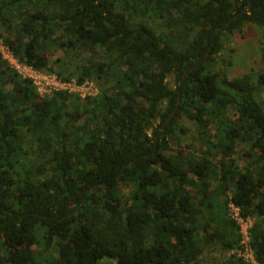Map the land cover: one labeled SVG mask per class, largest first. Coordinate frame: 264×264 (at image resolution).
<instances>
[{
  "label": "trees",
  "instance_id": "trees-1",
  "mask_svg": "<svg viewBox=\"0 0 264 264\" xmlns=\"http://www.w3.org/2000/svg\"><path fill=\"white\" fill-rule=\"evenodd\" d=\"M250 25L264 0H0L19 63L102 88L42 97L0 52V264H199L238 251L230 204L264 264V69H215ZM54 48L88 59L66 75Z\"/></svg>",
  "mask_w": 264,
  "mask_h": 264
},
{
  "label": "rangeland",
  "instance_id": "rangeland-1",
  "mask_svg": "<svg viewBox=\"0 0 264 264\" xmlns=\"http://www.w3.org/2000/svg\"><path fill=\"white\" fill-rule=\"evenodd\" d=\"M0 33L4 34L3 29L0 27ZM225 48L222 53L217 57L215 69L224 72L229 79H237L248 73H260L264 69V59L262 56V43L264 42V28L257 26H247L244 27L241 31L236 32L233 36H228L225 38ZM54 57L51 61V66L55 70H59L64 63L66 66V75L70 72H74L77 67H81L85 64L88 59L87 55H84L82 59L72 58L69 52L54 48ZM0 52L5 60H7L11 68H15L11 57L10 52L3 43V40L0 38ZM16 70V69H15ZM18 72V71H17ZM19 73V72H18ZM20 74V73H19ZM222 78V77H221ZM175 81L169 79L168 83L175 87ZM98 84V83H97ZM99 86V84H98ZM100 87V86H99ZM11 87L7 84L6 90H9ZM102 91V88H101ZM79 99V98H78ZM80 100V99H79ZM84 102L83 100H80ZM190 131V135L187 138L183 139L184 146L193 145L196 148H199V142L195 140L198 139L195 127L191 123L184 122ZM242 147H238L236 160L242 166L244 164V158H242ZM229 212V211H228ZM230 213V212H229ZM256 219L249 218L247 223V228L251 233V230L255 224ZM250 240L252 243V237L250 234ZM254 250V249H253ZM232 255L231 252H227L223 249H215L207 251L201 258L199 264H225L226 259L230 258Z\"/></svg>",
  "mask_w": 264,
  "mask_h": 264
},
{
  "label": "built area",
  "instance_id": "built-area-1",
  "mask_svg": "<svg viewBox=\"0 0 264 264\" xmlns=\"http://www.w3.org/2000/svg\"><path fill=\"white\" fill-rule=\"evenodd\" d=\"M11 57L14 59L15 68L13 69H16L23 78L30 80L42 97H51L56 93H66L86 101L88 99H96L102 94L101 88L93 80H85L81 83H78L76 79L64 80L57 74L39 72L32 67L19 63L12 55ZM228 211L230 212V217L239 224L242 236L238 251L232 252V254L236 253L239 258L249 264H258L255 251L251 246L250 229L248 230L247 228L249 218L246 220L242 219L240 210L233 204L228 206Z\"/></svg>",
  "mask_w": 264,
  "mask_h": 264
},
{
  "label": "water",
  "instance_id": "water-1",
  "mask_svg": "<svg viewBox=\"0 0 264 264\" xmlns=\"http://www.w3.org/2000/svg\"><path fill=\"white\" fill-rule=\"evenodd\" d=\"M248 9H249V7H248ZM214 36H215V34H214L213 37H212V41H213V42H214ZM208 56H209V51L206 53V59L208 58ZM186 75H187V73L184 75V77H183V79H182V82L180 83V87H181L183 81L185 80ZM179 102H180V99H179ZM171 117H172V116H170L169 119L167 120L166 125H167V123L169 122V120L171 119Z\"/></svg>",
  "mask_w": 264,
  "mask_h": 264
}]
</instances>
